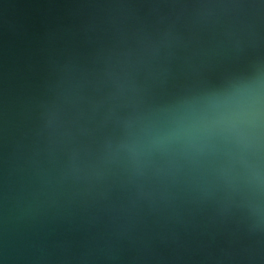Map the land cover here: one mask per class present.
<instances>
[{
  "label": "water",
  "instance_id": "1",
  "mask_svg": "<svg viewBox=\"0 0 264 264\" xmlns=\"http://www.w3.org/2000/svg\"><path fill=\"white\" fill-rule=\"evenodd\" d=\"M0 264H264V0H0Z\"/></svg>",
  "mask_w": 264,
  "mask_h": 264
}]
</instances>
